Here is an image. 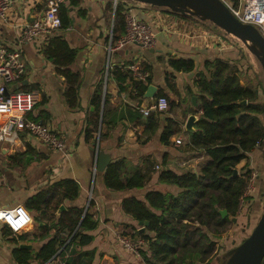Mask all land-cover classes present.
I'll use <instances>...</instances> for the list:
<instances>
[{
	"label": "crops",
	"instance_id": "0c3cea01",
	"mask_svg": "<svg viewBox=\"0 0 264 264\" xmlns=\"http://www.w3.org/2000/svg\"><path fill=\"white\" fill-rule=\"evenodd\" d=\"M47 1H15L8 12L7 20H0V42L11 49L20 48L26 64L24 78L14 86V90L40 93V102L28 118L48 126L64 141L66 151L52 152L26 135L22 136L18 150H10V153L14 154L13 158L3 154L5 149H9L7 146H0V212L16 208L28 210V201L41 190L58 181L73 180L80 186V195L75 201H65L64 206L85 210L89 205L90 209V202L93 200L94 207L88 211L97 223L96 228L88 232L94 240L83 249L78 247L79 250L98 248L103 251L94 264H135V255L125 249L119 236L122 232L127 236H123L124 238H133L130 235L140 231V227L139 223L123 213L120 204L124 198L131 196L144 200L146 191L113 192L105 189L103 173L96 172L98 133L94 135V139L89 140L86 135L87 128L97 121V117L93 115L94 93L103 89L104 104L106 94L109 97V110L102 133L108 131L110 134L103 142L100 140V151L111 155V162L126 159L129 171L138 165H146L151 170L157 168L159 172L154 175L155 181L164 170H171L178 175L186 172L199 174L209 158L204 151L194 149L190 145V133L185 129L191 115L199 117V114L195 113L197 107L193 106V97L190 98L188 93L189 88L195 90L191 83L193 78H188L191 74L172 70L169 62L178 59L194 60L196 71L192 74L196 77L204 70L207 61L229 60L239 69L238 76L241 78V84L245 86L244 81L249 76L245 65L247 54L241 52L242 48L237 41L233 45L221 42L212 45L214 39L209 42L210 38L199 28L203 26L197 25L195 21L171 15L165 12L166 9L128 2V8L153 29L157 39L156 46L154 49L145 50L138 44H130L109 53L115 27V8L111 0H79L80 6H74L72 0H66L62 7L67 11L70 28L61 29L50 38L41 37L19 47L17 41L23 27L43 17ZM225 1L232 5L229 0ZM125 34L126 30L119 38ZM55 37H62L71 49L77 51L76 60L70 66L71 71L80 76L74 106L70 105L66 96L68 85L65 78L58 74L53 61L45 53L50 41ZM133 65L150 73L153 78L152 86L157 87L158 92L163 90L169 93L170 87L165 76L171 73L174 79L170 78V81L180 93V97H172L169 94V98H175L178 107L173 113L156 115V128H147V118L142 117L138 109L151 106L157 97L137 100L135 89L130 82L127 89L120 92L115 80L117 71L126 73ZM185 114L187 117L184 119ZM170 119L179 124L181 131L168 142H164L162 135ZM184 134L188 136L185 137ZM178 139H182V145H176ZM20 153L24 154V157L15 167L12 161ZM263 160L261 150L257 149L238 165L237 171L239 173L246 165L263 171ZM260 180L259 189L262 185ZM160 187L174 190L166 185ZM258 198L260 202L253 221L258 220L259 211L264 205L261 201L262 192ZM28 212L33 223L26 230L21 227L18 217L11 220L21 235H4L5 225L0 222V264H16L12 251L22 244H34L36 249V246L41 247L48 242L45 240L29 244L18 240L19 236L32 238L43 234L40 228L44 223L38 226L35 221L37 214L29 210ZM58 218L59 215H56V220ZM54 234L55 230H52L50 236ZM6 240L11 241V244H6Z\"/></svg>",
	"mask_w": 264,
	"mask_h": 264
},
{
	"label": "trees",
	"instance_id": "16d2710c",
	"mask_svg": "<svg viewBox=\"0 0 264 264\" xmlns=\"http://www.w3.org/2000/svg\"><path fill=\"white\" fill-rule=\"evenodd\" d=\"M229 1L234 6L238 5V0ZM72 2L74 6H80L79 0ZM113 11L115 27L112 44L115 45L126 30L128 4L119 0ZM165 12L187 21H195L199 26L204 24L192 16L176 14L167 9ZM60 18L61 29H69L70 20L63 7L60 10ZM45 53L53 61L58 74L65 78L68 85L66 96L70 105L74 106L80 76L73 73L70 66L76 60L77 51L71 49L62 37H55L50 41ZM169 65L172 70L186 75L196 71L194 60H170ZM238 73L239 69L236 65L234 67L231 61L214 59L207 61L204 70L200 71V76L191 80L195 90L189 88L188 93L190 98L197 97L195 113L199 114V120L194 126L196 131L189 134L190 145L194 149L204 151L209 158L199 174L186 172L178 175L171 170H164L159 173L155 181L156 173L146 165H138L129 171V163L126 159L111 162L103 173V183L107 191H146L144 200L131 196L124 198L120 204L123 213L137 223H149L145 234L138 231L144 242L139 252L145 264H214L220 251L223 250L219 246L220 238L234 219H237V225L243 226L240 230V236H244L242 242L250 236L258 222V220L253 221L252 218L253 196L246 202L247 209L239 213L241 198L248 186V177L252 168L246 165L236 176L235 171L242 161L247 160L249 155L257 150L255 148L257 142L264 139V103L259 101L260 83L254 85L251 80L243 86ZM165 77L170 91L165 93L161 90L156 97L168 98L170 103L168 113H173L177 107L175 102L169 99V94L180 97V93L170 81V78L174 79L172 74L168 73ZM115 80L120 92H124L130 82L135 89L137 100H145V94L153 84L151 75L147 84H142L133 78L130 71L126 73L117 71ZM108 100L106 94L103 124H106L109 110ZM243 101H247V105L241 104ZM102 102L103 89H100L92 97V105L95 108L93 115L97 117V121L86 130L88 140L94 139V135L98 133ZM156 127V115L152 114L147 118V128ZM180 131L179 124L170 119L162 140L168 142ZM109 134L108 131L102 133L101 142L106 140ZM258 149L261 150L264 159V143ZM23 157L24 154H17L12 165L16 167ZM262 170H258L257 193L262 192L261 201L264 204V169ZM259 179L262 182L261 192L258 186ZM160 185L172 187L174 190L169 191ZM79 195V184L73 180H64L50 184L28 201V210L37 214L36 224L39 226L44 223L40 228L43 234L32 238L19 236L18 240L29 244L45 240L48 242L37 250L20 247L14 249L12 257L16 264H52L71 246L75 245L76 248L83 249L91 244L94 238L88 232L97 226L93 215L89 213L94 207L93 200L83 220L85 210L77 207L66 208L56 220V214L65 200L72 202ZM223 210L228 212L226 219H223L220 213ZM263 211L264 205L260 216ZM243 219L246 220V224L243 223ZM52 230H55V234L50 236ZM3 232L6 236L12 235L6 227ZM242 242L233 241L232 249ZM85 254L86 252H82V255ZM82 255L76 264H82L85 257ZM62 264L68 263L62 262Z\"/></svg>",
	"mask_w": 264,
	"mask_h": 264
},
{
	"label": "built area",
	"instance_id": "2783aa9c",
	"mask_svg": "<svg viewBox=\"0 0 264 264\" xmlns=\"http://www.w3.org/2000/svg\"><path fill=\"white\" fill-rule=\"evenodd\" d=\"M15 1L24 0H0V20H7L8 12ZM65 1L48 0L43 17L23 27L17 41L19 47L41 37L50 38L61 30L60 10ZM223 1L240 22L253 25L264 37V0H238L237 6L229 5L225 0ZM121 2L137 3L130 0H121ZM118 3L119 0H114V8ZM156 41V35L151 26L134 14L131 8H128L126 34L119 38L115 45L110 44L108 50L109 53H113L118 48L130 44H138L145 50H151L156 46ZM129 70L136 81L147 84L150 77L148 71L137 65L129 67ZM25 73L26 64L20 48L11 49L0 42V146H7L9 150L13 151L18 150L21 146L22 136L26 135L52 152H65L64 141L48 126L28 118L40 102V93L38 91L14 90V86L22 81ZM169 106L168 98L160 97L151 106L140 108L138 111L142 117L148 118L152 114L157 116L166 114ZM263 143L264 139H260L255 148L262 147ZM176 145H182V140H176ZM258 178V172L252 169L248 177V186L241 198L239 213L242 212L246 200L257 192ZM15 217L20 219L21 227L25 230L33 223V219L28 210L23 208L0 212V222L17 236L20 231H17V227L11 222ZM120 241L126 250L136 257L139 256V249L144 243L143 241L136 242V244L128 238H120Z\"/></svg>",
	"mask_w": 264,
	"mask_h": 264
},
{
	"label": "water",
	"instance_id": "95a60500",
	"mask_svg": "<svg viewBox=\"0 0 264 264\" xmlns=\"http://www.w3.org/2000/svg\"><path fill=\"white\" fill-rule=\"evenodd\" d=\"M140 4L148 5L151 7L167 9L173 13L188 15L199 19L202 22H210L214 26L218 27L228 35H231L244 44L248 51L258 60L264 71V37L260 31L253 25H247L240 22L231 12L229 7L223 0H130ZM188 6V8H184ZM200 76V74H197ZM195 74H191L188 78L192 79ZM158 88L155 86H149L145 98L154 99L157 95ZM194 107H197V97L192 98ZM243 105H247V101L241 102ZM104 117V101L102 105V111L100 115V123L98 130V143L96 146V172L104 173L106 168L112 161L111 155L100 151V137L102 134ZM199 120L196 115H191L186 123V131L190 134L194 133L195 123ZM4 155H8L9 158H13L14 154L10 153L9 149L3 151ZM238 171H235V176ZM89 205L85 209V215L88 213ZM66 211V207L62 205L56 215L61 216ZM223 219L228 217L227 210L220 212ZM58 217V216H57ZM237 219L233 220L236 223ZM81 224V223H80ZM140 233L145 234L149 223L140 222ZM80 225L78 226V228ZM249 225L247 228L249 229ZM21 249L34 250V245H20ZM60 253V252H59ZM58 253V255H59ZM221 264H264V211L250 236L245 239L239 246L234 247L224 254Z\"/></svg>",
	"mask_w": 264,
	"mask_h": 264
},
{
	"label": "rangeland",
	"instance_id": "374dc122",
	"mask_svg": "<svg viewBox=\"0 0 264 264\" xmlns=\"http://www.w3.org/2000/svg\"><path fill=\"white\" fill-rule=\"evenodd\" d=\"M111 1L114 2V0H111ZM132 8H133V6H132ZM203 23H204L203 27H199V28L202 29L203 32H205L207 34L208 38H210L209 42L214 39V41H213L214 43L212 45L220 43V42L225 44V45H228V44L233 45V43H237V42L239 43L238 45L242 48L241 52L243 51L247 54V58H245V63H246L245 65H247V68H248L247 72L249 73V76L247 79H245L244 84L247 85L249 83V81H251V80H252L251 83H253L254 85H257L258 83H260V100L259 101L261 103H264V71H263L260 63L258 62V60L248 51V49L244 46V44L242 42H240L238 39H236L235 37H233L231 35H228L227 33L222 31L218 27L214 26L210 22H203ZM214 37H216V38H214ZM193 41H195V39ZM235 41H237V42H235ZM169 99L171 101H174L176 107H178L175 98H169ZM186 102H188V101H186ZM186 117H187V114L184 115V119ZM184 135H185V137L188 136V134H184ZM237 170L239 171L238 166H237ZM152 171L155 173L159 172V170L157 168L152 169ZM259 196H260V193H258V194L255 193V195L251 199L252 204H253L252 209L254 210L252 218H255V214L257 212L258 202H260V199L258 198ZM247 200H246V202H247ZM65 201H69V200H65ZM246 202L243 205L242 212H243V209H245ZM259 212H261V211H259ZM242 221H243V223L246 224V220L243 219ZM52 223H53V220H52ZM236 223L229 224L227 229H226V232L220 238L219 246H221L223 250L220 251V254L215 259L214 264H221V260L223 259L224 254L232 249L233 241L240 243L244 239V236H242V237L240 236V230L243 228V226L239 225V224L237 225ZM50 224H51V222H50ZM253 224L254 223H252L251 226H253ZM17 234L21 235L20 233H17ZM123 236H125V235H124V233L121 232V236H119V239L124 238ZM130 236L133 237V238H129V239L134 244H136V242L143 241V239L140 237L138 232H136L133 235L131 234ZM125 237H127V236H125ZM228 238L230 240H228ZM5 243L11 244V241L6 240ZM2 244L4 245V243H2ZM39 247L40 246H36V250L39 249ZM82 252H86V254L82 255ZM101 252H103V251H101L98 248L81 251V250H79V248H76L75 245H73L67 251H65L60 256V258L58 257L59 258V259L57 258L58 260L56 259L55 261H53L52 264H61L62 262H65L68 264H76L80 260L79 257L81 255H82V257L85 256L83 258L82 264H94L98 258V255ZM133 257L135 259V264H145L142 261L140 254H139L138 258L136 256H133ZM84 262H86V263H84Z\"/></svg>",
	"mask_w": 264,
	"mask_h": 264
},
{
	"label": "bare ground",
	"instance_id": "6f19581e",
	"mask_svg": "<svg viewBox=\"0 0 264 264\" xmlns=\"http://www.w3.org/2000/svg\"><path fill=\"white\" fill-rule=\"evenodd\" d=\"M184 8H188V9H189V7H188V6H186V7H184Z\"/></svg>",
	"mask_w": 264,
	"mask_h": 264
}]
</instances>
